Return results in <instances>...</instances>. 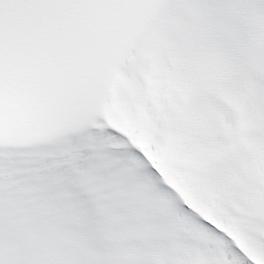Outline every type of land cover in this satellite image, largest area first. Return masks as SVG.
I'll list each match as a JSON object with an SVG mask.
<instances>
[{"label":"snow or ice","instance_id":"1","mask_svg":"<svg viewBox=\"0 0 264 264\" xmlns=\"http://www.w3.org/2000/svg\"><path fill=\"white\" fill-rule=\"evenodd\" d=\"M0 264H264V0H0Z\"/></svg>","mask_w":264,"mask_h":264}]
</instances>
